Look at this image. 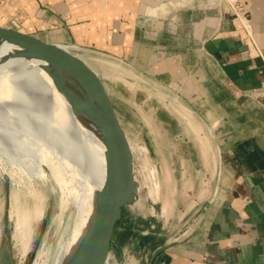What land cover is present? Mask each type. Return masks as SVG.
<instances>
[{"label":"rangeland","instance_id":"obj_1","mask_svg":"<svg viewBox=\"0 0 264 264\" xmlns=\"http://www.w3.org/2000/svg\"><path fill=\"white\" fill-rule=\"evenodd\" d=\"M38 1L0 0V25L62 43L72 54L73 51L88 52L95 56L94 64L90 65L110 92L133 155L138 198L132 208H124L104 264H147L152 250L167 242L173 247L188 248L194 244V220L204 200L189 207V199L199 191L189 190L184 184L190 177L198 183L204 175L180 173L179 166L184 163L187 167L194 159L179 158L178 155L180 151L195 148L197 132L207 137L211 132L217 136L224 131L231 133L237 129V119L246 121L251 117V111L238 108L232 95L223 98L220 107L217 103H221L224 95L211 93L208 86L196 81L198 79L184 75L182 71L188 72V63L181 62L176 52L185 47L170 45L164 51L162 47L147 44L129 46V40L124 41V36L116 47L108 44L110 21L113 23L110 17L125 21L124 14L102 17L99 21L104 28L95 31L98 35L102 30L105 32L103 44H98L101 38L91 42L88 35L84 45H79L73 38L67 42L59 41L60 29L90 22V17H79L70 24L66 17L61 18L48 8L49 13H42L44 6ZM217 2L209 0L208 4ZM140 35L137 29L138 40H141ZM199 86H202L200 93L195 90ZM198 117L206 123L225 118L229 124H219L212 129L199 122ZM178 137H183L184 141ZM41 165L45 175L31 174L30 180L26 175L12 174L7 162L0 165V264H33L40 248L46 244L53 249L73 230L78 211L71 188L61 186L47 164ZM29 187H35L34 191ZM19 218L20 228L17 226Z\"/></svg>","mask_w":264,"mask_h":264},{"label":"crops","instance_id":"obj_2","mask_svg":"<svg viewBox=\"0 0 264 264\" xmlns=\"http://www.w3.org/2000/svg\"><path fill=\"white\" fill-rule=\"evenodd\" d=\"M39 1L42 13L50 10L70 24L90 17V22L60 29L59 41L73 38L79 45L88 35L91 42L101 38L98 44H103L105 32L95 31L104 28L99 21L124 14L125 21L110 17L108 44L116 47L124 36L129 46L147 44L164 51L170 45L185 47L176 52L181 62L188 63L184 75L198 79L211 93L224 95L221 99L232 95L238 108L251 111L246 121L237 119V129L231 133L211 132L207 137L197 132L195 148L180 151L179 158L194 160L187 167L179 166V172L204 175L198 183L190 177L184 184L199 191L189 199V207L204 200L194 220L195 241L188 248L170 243L153 264H264V0H240L248 13L243 22L226 3L212 5L209 0ZM137 29L141 40L136 38ZM73 53L86 64L95 62L88 52ZM200 88L195 90L200 93ZM223 103L224 99L217 104ZM198 120L212 129L227 122L225 118Z\"/></svg>","mask_w":264,"mask_h":264},{"label":"bare ground","instance_id":"obj_3","mask_svg":"<svg viewBox=\"0 0 264 264\" xmlns=\"http://www.w3.org/2000/svg\"><path fill=\"white\" fill-rule=\"evenodd\" d=\"M16 50L12 42L0 44V165L7 162L12 174L30 180L31 174L45 175V163L61 186L71 188L78 211L73 230L53 249L45 244L33 262L61 264L88 225L94 192L105 184L102 121L99 107L69 76L58 77L40 59L11 57Z\"/></svg>","mask_w":264,"mask_h":264},{"label":"water","instance_id":"obj_4","mask_svg":"<svg viewBox=\"0 0 264 264\" xmlns=\"http://www.w3.org/2000/svg\"><path fill=\"white\" fill-rule=\"evenodd\" d=\"M2 41H9L17 46L11 57L40 59L45 62L44 66L58 77L69 76L80 89L86 91L88 99L91 98L99 107L105 143V184L102 189L94 192L93 213L88 225L61 264H104L124 208H132L138 198L133 155L110 92L90 63L86 64L81 58L67 51L62 47L66 45L62 43L0 25V44ZM70 101L80 113L78 103L72 97ZM170 243L156 246L147 264H153L155 258Z\"/></svg>","mask_w":264,"mask_h":264},{"label":"built area","instance_id":"obj_5","mask_svg":"<svg viewBox=\"0 0 264 264\" xmlns=\"http://www.w3.org/2000/svg\"><path fill=\"white\" fill-rule=\"evenodd\" d=\"M218 2L226 3L229 6L233 16L239 21L243 22L248 20V13L244 9L240 0H218Z\"/></svg>","mask_w":264,"mask_h":264}]
</instances>
